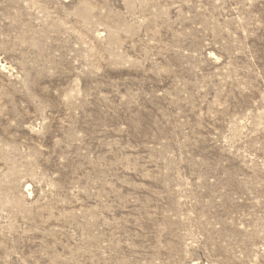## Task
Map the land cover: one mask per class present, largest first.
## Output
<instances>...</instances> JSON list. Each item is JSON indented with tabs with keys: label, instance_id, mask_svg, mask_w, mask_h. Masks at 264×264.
<instances>
[{
	"label": "rangeland",
	"instance_id": "374dc122",
	"mask_svg": "<svg viewBox=\"0 0 264 264\" xmlns=\"http://www.w3.org/2000/svg\"><path fill=\"white\" fill-rule=\"evenodd\" d=\"M0 264H264V0H0Z\"/></svg>",
	"mask_w": 264,
	"mask_h": 264
}]
</instances>
